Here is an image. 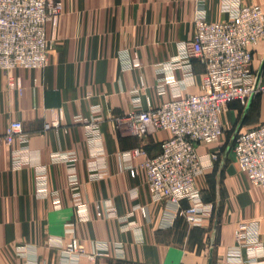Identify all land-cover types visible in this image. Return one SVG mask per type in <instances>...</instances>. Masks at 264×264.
Segmentation results:
<instances>
[{
    "label": "crops",
    "instance_id": "0c3cea01",
    "mask_svg": "<svg viewBox=\"0 0 264 264\" xmlns=\"http://www.w3.org/2000/svg\"><path fill=\"white\" fill-rule=\"evenodd\" d=\"M63 1L62 15L47 25L53 43L48 65L8 75L0 70V264L245 263L244 248L242 262L231 261L229 254L241 246L236 231L244 224H256L264 245V189L241 170L228 139L198 146L205 167L197 183L211 212L195 225L186 217L187 201L153 199L142 168L161 153L170 133L138 137L116 120L201 94L206 69L199 59H190L191 78L181 66H160L178 55L179 44L194 38L199 19L227 21L224 2L264 11V0ZM254 55L259 73L264 38ZM123 60L131 61L132 69H124ZM230 106L223 115L226 125L242 107ZM260 112L247 129L262 122L264 108ZM13 121L23 123L32 153L33 165L20 171L11 168V147L3 139ZM53 121L59 126L45 129ZM90 124L100 127L102 148L88 142ZM129 166L137 169L135 177ZM38 167L47 170L48 197L37 194ZM74 186L87 219H80L74 206ZM74 239L85 249L80 257L65 252ZM21 246L28 249L24 257L16 253Z\"/></svg>",
    "mask_w": 264,
    "mask_h": 264
},
{
    "label": "built area",
    "instance_id": "2783aa9c",
    "mask_svg": "<svg viewBox=\"0 0 264 264\" xmlns=\"http://www.w3.org/2000/svg\"><path fill=\"white\" fill-rule=\"evenodd\" d=\"M223 9L230 14L227 21L199 19L194 38L179 44L178 55L159 68L164 70L181 66L187 72V78H191L190 59H199L206 69L203 92L181 95L157 108L116 120L120 125L126 124L127 130L138 137L156 130L170 133V137L162 143L161 153L146 159L142 168L146 172L153 199L167 200L177 205L187 201L189 208L186 217L195 225L200 224V215L211 212L201 198L197 183L205 167L199 157L198 146L214 144L223 138V115L231 104L238 102L248 109L256 95L261 94L264 99V75L258 84V72L254 69V51L264 38V11L259 5H244L239 1H226ZM63 11V0H0V70L8 75L21 68H45L53 46L47 36V25L57 20ZM123 67L130 70L133 64L123 60ZM10 81L14 84L13 77H10ZM169 82L174 83V80ZM137 93L134 92V100L140 102ZM57 126L59 123L53 121L47 123L45 129ZM86 128L88 142L102 148L100 127L90 124ZM3 139L11 147V168L14 171L33 165L32 153L27 145L28 137L21 121H13ZM231 149L250 182L264 189V120L240 132ZM131 158L130 154L126 157L127 160ZM127 168L135 177L137 169L131 166ZM73 178L76 176L73 175ZM36 185L40 197L49 196L45 167L36 168ZM78 189V186L73 187L72 200L83 220L87 219V215ZM54 195L55 203L60 206L58 194ZM110 212L113 214L114 210ZM256 227V224H244L237 229L236 237L241 246L230 251L231 261L242 262L244 248L249 259L243 264H264V245L259 240ZM68 228L73 231L74 226L70 224ZM27 251L26 247L21 246L16 253L24 257ZM65 252L80 257L85 254V249L74 239L67 244Z\"/></svg>",
    "mask_w": 264,
    "mask_h": 264
},
{
    "label": "rangeland",
    "instance_id": "374dc122",
    "mask_svg": "<svg viewBox=\"0 0 264 264\" xmlns=\"http://www.w3.org/2000/svg\"><path fill=\"white\" fill-rule=\"evenodd\" d=\"M259 62L260 60H257V66L260 64ZM249 106H251V108H250V111H248L247 113H245L246 109L243 111L242 107L238 109V117L236 118L235 122L232 121L230 125L224 124L225 125V135L223 137L224 139L226 138L228 139V144L230 145L231 148H232V145L234 143L236 136L240 132L242 131L244 132L248 130L247 122L251 121V119L254 116H257L261 113L260 110L264 108L263 96L261 94L256 95ZM228 111L229 110H227V112Z\"/></svg>",
    "mask_w": 264,
    "mask_h": 264
},
{
    "label": "water",
    "instance_id": "95a60500",
    "mask_svg": "<svg viewBox=\"0 0 264 264\" xmlns=\"http://www.w3.org/2000/svg\"><path fill=\"white\" fill-rule=\"evenodd\" d=\"M263 74H264V62H263L262 67H261V69H260V71L258 73V82H257L258 84L260 83V81H261V79L263 77Z\"/></svg>",
    "mask_w": 264,
    "mask_h": 264
},
{
    "label": "trees",
    "instance_id": "16d2710c",
    "mask_svg": "<svg viewBox=\"0 0 264 264\" xmlns=\"http://www.w3.org/2000/svg\"><path fill=\"white\" fill-rule=\"evenodd\" d=\"M242 108H243V107H242ZM244 110H245V109L243 108V111H244ZM248 111H250V108H249V110L246 109L245 113H247Z\"/></svg>",
    "mask_w": 264,
    "mask_h": 264
}]
</instances>
